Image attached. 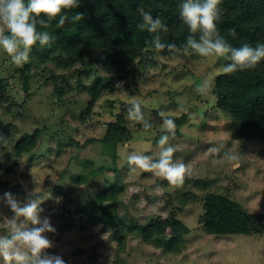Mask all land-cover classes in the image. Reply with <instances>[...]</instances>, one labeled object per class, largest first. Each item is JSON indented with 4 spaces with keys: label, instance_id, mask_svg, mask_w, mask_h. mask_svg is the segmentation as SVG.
<instances>
[{
    "label": "rangeland",
    "instance_id": "374dc122",
    "mask_svg": "<svg viewBox=\"0 0 264 264\" xmlns=\"http://www.w3.org/2000/svg\"><path fill=\"white\" fill-rule=\"evenodd\" d=\"M0 27L4 25L0 23ZM150 52L152 56L146 52L128 73L116 76L113 91L102 94L92 113L81 121L79 111L85 107L87 91L96 81L106 80L97 56L88 58L94 60L90 71H85L86 77L81 71V86L64 89L62 104L53 106L55 85L47 79L50 73L42 69L47 66L51 75L59 76L67 74L71 65L66 71L55 69L54 63L37 62L34 54L38 53L32 50L28 63H32L30 73L35 76L27 94L22 90L19 74L13 72V68L21 67L11 65L8 55L0 49V74L7 78L17 98L15 104L10 99L0 105L1 124H11L15 139L23 132L40 130L35 151L16 159L15 165L7 160L11 148L2 150L0 235L9 234L6 218L13 215L3 194L10 192L25 200L36 190L44 210L41 217H48L55 228L54 233H45L53 242L46 254L60 257L65 264H264V228L259 235L219 236L205 233L200 224L206 193L228 195L246 212L262 214L264 218V141L231 140L229 117L214 106L213 89L207 97L195 91L206 77L213 75L216 80L228 60L202 57L194 52H177L175 56ZM83 63L78 60L71 71L83 70ZM134 101L141 104L145 119L156 124L147 132L142 124L128 119V108ZM181 104L188 107L186 113L178 111ZM160 111L178 125L175 138L170 140L176 148L173 160L191 170L180 188L152 173L131 172L127 164V155L134 152L158 158V140L166 134L161 131ZM118 120L128 133L126 140L116 147L121 186L119 215L131 225H146L152 219L166 220L175 215L189 229L186 247L178 255L162 253L144 243L138 233L127 234L124 249L118 252L112 227L80 213L114 179L112 172L93 176V171L111 165V149L101 140L107 125ZM60 142L71 145L60 147ZM41 144L50 150L39 148ZM210 147H221L220 154L213 156L208 152ZM225 151L237 160H224Z\"/></svg>",
    "mask_w": 264,
    "mask_h": 264
},
{
    "label": "trees",
    "instance_id": "16d2710c",
    "mask_svg": "<svg viewBox=\"0 0 264 264\" xmlns=\"http://www.w3.org/2000/svg\"><path fill=\"white\" fill-rule=\"evenodd\" d=\"M182 2L183 0H78V7L62 13L69 17L63 27L56 26L59 17L53 20L48 28H42L38 24V32H48L54 39L49 45L41 46L37 43L32 48L38 53L34 54L36 61L54 63L55 69L65 71L71 65L67 74L59 76L51 75V69L47 66L42 69L47 74L50 73L47 79L55 85L53 91L55 99H52L51 104L60 106L64 89L70 90L72 86L77 88L81 86V71L85 74L88 69L89 72L94 59L88 61V58L97 56L100 70L106 75V80L96 81L87 91L85 107L79 111V118L84 121L92 113L94 104L102 94L113 91L116 76L128 73L131 65L137 59L143 58L146 52L148 56H152L150 50L155 49L149 47V42L153 34L147 29L141 31L137 28L142 22L136 11L140 6L167 26L168 32L160 33L162 43L174 44L179 49L178 52H184L182 46L191 33L180 17L179 5ZM220 7L222 14L216 22L217 29L232 47H240L245 43L252 46L258 43L264 44V0H222ZM77 13L83 14L82 20L74 19ZM232 29L237 33L235 37L231 35ZM161 52L169 53L167 49ZM187 53L193 52L189 50ZM78 60L84 62L83 70L78 68L71 71V67ZM146 61L147 59L143 64ZM31 64L27 63L19 69L13 68V72L19 74L22 90L27 94L32 76H35L34 73H30ZM88 72L83 77H86ZM213 91L214 106L229 117L231 140L264 141V60L253 70L219 74ZM10 99L13 104L17 102L7 78L0 74V105ZM73 105L76 107L77 104L74 102ZM77 107L79 108V105ZM1 121L0 135L7 138L6 149L11 148L7 160L15 165L16 159L28 157L35 151L40 130L23 132L15 139L11 124L2 125ZM127 134L121 120L107 125L101 142L111 149V165L108 168L98 167L93 171V176L112 172L114 179L107 182V187L99 191L91 202L85 204L80 213L89 220L112 227L118 252L124 249L127 234L138 233L144 243L161 249L162 253L178 255L186 247L185 236L189 233V229L175 215H171L166 220L152 219L146 225L125 223L119 215L121 186L116 164V147L126 140ZM65 145L70 146L71 142L59 143L60 147ZM39 148L50 150L43 144ZM6 149L0 148V151ZM202 209L204 211L200 218L201 228L209 235L263 233V215L246 212L228 195L206 193L203 197Z\"/></svg>",
    "mask_w": 264,
    "mask_h": 264
},
{
    "label": "clouds",
    "instance_id": "9594fccd",
    "mask_svg": "<svg viewBox=\"0 0 264 264\" xmlns=\"http://www.w3.org/2000/svg\"><path fill=\"white\" fill-rule=\"evenodd\" d=\"M222 0H183L179 5L180 17L188 26L191 35L184 43L183 51L189 50L202 57H225L230 63L221 68L222 74H231L236 71L253 70L264 60V44L252 46L248 43L240 47H232L219 33L216 22L220 19ZM78 0H0V49L9 57L11 65L23 67L29 62L32 48L39 43L41 46L53 42L48 32H38L37 25L42 28L50 27L53 20L59 17L57 27H63L69 19L66 14L72 8L78 7ZM142 22L137 25L141 31L147 29L152 33L149 47L156 51L168 50L173 56L179 51L174 44H165L161 40V32H168L167 26L159 18H154L143 6L136 10ZM46 18V19H45ZM76 21L83 19V14L77 13ZM5 28L9 34H5ZM198 34V35H197ZM231 35H237L235 29ZM215 76L206 77L195 91L207 97L214 87ZM178 111L187 112L188 107L181 104ZM162 118L161 131L166 133L158 140L160 149L157 159L151 156L131 153L127 155V164L131 172L140 170L152 173L158 178L167 180L174 188L183 186L186 176L191 170L182 162H175L173 155L176 148L170 140L175 138L176 123L164 111L159 112ZM128 119L142 124L144 132L152 128L151 123L145 119L141 104L134 101L128 108ZM7 138L0 135V148L6 149ZM127 147V146H125ZM208 152L213 156L220 154L221 147H210ZM0 151V157L3 156ZM223 159L235 162L237 157L230 151L223 153ZM238 167V164L236 165ZM3 200L13 213L6 218L8 235H0V259L3 264H65L60 257L48 256L47 250L53 247V242L45 233H54L48 217H41L44 211L42 201L36 190L21 200L10 192L3 194ZM33 227L29 228L28 226Z\"/></svg>",
    "mask_w": 264,
    "mask_h": 264
}]
</instances>
